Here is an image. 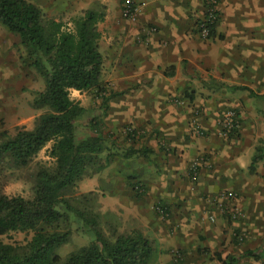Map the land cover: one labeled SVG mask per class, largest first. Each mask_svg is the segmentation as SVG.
Returning <instances> with one entry per match:
<instances>
[{"label": "crops", "instance_id": "1", "mask_svg": "<svg viewBox=\"0 0 264 264\" xmlns=\"http://www.w3.org/2000/svg\"><path fill=\"white\" fill-rule=\"evenodd\" d=\"M74 1L58 5L66 11ZM82 1V10L93 2L106 7L99 30L100 46L111 45L102 78L110 86L102 120L110 133L127 123L133 132L127 147H118L144 152L117 155L127 160L126 182L106 169L109 197L127 199V218L156 239L159 264H264V0H221L207 40L198 32L205 0H128L137 7L135 20L123 16L124 0ZM151 26L157 31L146 42ZM193 107L202 116L194 119ZM226 109L236 110L239 125L219 135ZM196 120L202 136L193 131ZM196 160L195 180L189 169ZM227 192L233 197L224 206L241 218L219 216L211 224L199 212L190 215L203 207V194ZM225 232L226 249L215 242Z\"/></svg>", "mask_w": 264, "mask_h": 264}, {"label": "trees", "instance_id": "2", "mask_svg": "<svg viewBox=\"0 0 264 264\" xmlns=\"http://www.w3.org/2000/svg\"><path fill=\"white\" fill-rule=\"evenodd\" d=\"M105 9L101 5L82 10L67 24L49 18L35 2L0 0V25L19 37L30 65L44 79V88L33 99V107L44 112L31 129L20 128L0 142V175L5 164L29 165L50 143L54 161L53 166L38 167L32 198L9 196L0 185V264H152L156 258L154 241L142 232L112 240L102 229L99 212L75 204V188L108 150L107 141L118 146L101 116L89 117V109L71 97V90L106 91L99 30ZM208 26L213 36L216 22ZM137 153L144 154L141 149H125L121 155ZM117 155L109 151L107 159ZM103 169L98 165L99 172ZM73 230L91 235L92 240L63 260L58 249L69 242ZM17 231L33 235L24 245L1 239Z\"/></svg>", "mask_w": 264, "mask_h": 264}, {"label": "rangeland", "instance_id": "3", "mask_svg": "<svg viewBox=\"0 0 264 264\" xmlns=\"http://www.w3.org/2000/svg\"><path fill=\"white\" fill-rule=\"evenodd\" d=\"M29 1L35 2L42 6L49 18L63 21L67 24L73 17L81 13V5L78 6L77 4L79 2L83 3L82 0H75L73 8L63 11L61 10V6H59L58 4L60 2H63L64 0ZM124 1L122 9L124 7V4L128 0ZM48 3H52V5H48ZM101 5L104 4L93 2L90 7L97 6V8H99ZM218 8L219 16L216 25L220 20L221 0H218ZM204 18L205 16L200 20L198 27L204 20ZM103 30L106 31L105 28H103ZM198 32L202 39L207 40L211 37L210 35L206 37L202 36L200 34L199 28ZM105 41L106 40L102 41L103 43L101 44L100 49L102 54L106 58V63L108 64L107 54H109L111 45L106 44ZM24 59L26 60V63L23 62ZM30 62L31 61L28 59L24 48L21 46L19 37L9 32L5 27L0 25V142L5 138L4 136L10 137L15 135L17 130L20 128L31 129L34 125L35 119L44 112V110H39L33 107V99L35 97V93L44 88V79L40 75V73L30 65ZM103 83L105 85L104 89H106L105 92L91 90L88 92H81L79 95L71 94V97L73 99L79 101L83 106L89 109V117L101 116L102 114L101 107L103 101L108 99L107 90L110 86L109 82L105 81L104 79ZM202 110L203 109L197 107L192 110L194 119H197L199 115L202 116ZM229 110L236 111L235 109H226V111ZM198 123H200V120L198 121ZM220 123L218 124L219 127L221 126ZM199 125L201 126V124ZM201 129L203 130L202 126ZM110 130L118 140V144H122L124 145V147H127V123L121 125V130H115L114 128H110ZM220 134L227 135L219 130V135ZM229 134L230 133H228V135ZM107 145L108 150H106L99 156L98 164L96 166H91L84 179L78 183L77 187L75 188L74 198L75 204L78 207L84 208L94 213H100L102 229L105 232V235L113 240L120 234H130L137 231L140 232V230L138 229L139 227L133 224V222L135 223V221H129L127 218V199L126 201L120 202V199H118L117 197H114L113 199L109 197V191L112 189V187H109L108 181H106L107 173H109L108 171H112L119 181H121L122 183L124 181L126 182L127 160L122 158L121 156H116L108 160L107 154L109 151H114L117 154H122L124 153L125 148L121 149L118 146L113 147L114 145L111 143V141H107ZM51 146L52 143L48 144L27 166L14 167L10 164H5L4 171L0 175V185L2 186L3 193L9 196L20 195L25 198H32L34 196L33 186L35 184V175L38 167L40 165L53 166L54 164V161L49 156L48 152ZM98 165H102L104 167V169L100 172L98 170ZM113 166L116 167L115 170ZM106 169H108V171ZM189 176L193 178V175L191 173ZM198 176L199 171L197 172V175L194 176V179L196 180ZM94 178H96V185L93 184ZM222 194L223 193L212 195L203 194L201 196L202 203H204L203 207L201 205V207L191 210L190 215L197 214L199 212L202 214L201 219H206V221L211 224L216 223L219 216L223 218L228 216L229 220L231 218L233 220L241 218V211L238 210L235 211L236 213H230L228 212V208H226V206H220L219 197ZM114 199L116 201H114ZM123 199L125 200V198ZM125 202L126 204L125 206H123V203ZM157 211L160 215H162V211L165 212L166 209L163 206L159 205ZM233 214H236V216H233ZM212 217H214L215 220H212ZM167 218V216H161V220L164 223H166ZM225 231L227 230L225 229ZM32 235L33 232L30 231H17L11 232L1 239L7 243H12L14 245H24L31 239ZM147 237L151 238L152 236ZM237 237L238 235L236 236V238ZM91 240V235L73 230L69 242L58 249V254L64 260L71 252L76 251L79 248L89 244ZM152 240L155 242L156 239L153 238ZM215 242H217L220 247H225L224 249L228 248L231 244L229 243L227 246H224L226 245V243H228L226 232L222 236H217L215 238ZM220 242H222V244H220ZM243 242V240L240 242L238 241V246H242ZM178 251L173 250L172 253L178 255ZM207 260L208 255H205L203 253V261L205 262ZM152 264H159V262L157 260H154Z\"/></svg>", "mask_w": 264, "mask_h": 264}, {"label": "built area", "instance_id": "4", "mask_svg": "<svg viewBox=\"0 0 264 264\" xmlns=\"http://www.w3.org/2000/svg\"><path fill=\"white\" fill-rule=\"evenodd\" d=\"M206 3L207 6L205 10L206 11L205 18L199 25L200 34L204 37L210 35V28L208 24H213L217 22L219 16L218 0H206ZM122 14L125 18H128L130 20H135L138 15L137 7L131 1H127L124 4ZM156 31H157L156 27L154 26L148 27L145 30L144 40L148 42L150 39L149 36L154 34ZM238 125H239V118L237 112L234 110L225 111L221 120V129H220L221 132L224 134L230 133L231 131L236 129ZM193 129H195L193 131L196 135L199 136L203 135V130L201 129L199 123H194ZM127 131H129L130 133L133 132L131 128H128ZM199 165H200L199 161L196 160L195 162H193L192 166L189 169L190 173L193 175V178L194 176L197 175ZM137 188L139 189V187ZM232 197H233L232 193H223L222 195H220L219 197L220 206L225 205ZM212 220H215L214 217H212Z\"/></svg>", "mask_w": 264, "mask_h": 264}]
</instances>
